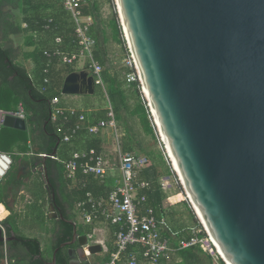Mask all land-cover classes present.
<instances>
[{"label": "water", "instance_id": "water-1", "mask_svg": "<svg viewBox=\"0 0 264 264\" xmlns=\"http://www.w3.org/2000/svg\"><path fill=\"white\" fill-rule=\"evenodd\" d=\"M114 1L150 112L197 220L224 264H264V0ZM96 91L89 70L68 74L61 86L62 96ZM27 125L6 115L2 127L26 132ZM48 212L73 226L71 240L48 264H57L60 249L67 264H90L101 246L88 245L54 203ZM8 240L0 229V244Z\"/></svg>", "mask_w": 264, "mask_h": 264}, {"label": "trees", "instance_id": "trees-1", "mask_svg": "<svg viewBox=\"0 0 264 264\" xmlns=\"http://www.w3.org/2000/svg\"><path fill=\"white\" fill-rule=\"evenodd\" d=\"M14 11H18L22 15V23L26 24L23 28L21 24H16L14 20ZM85 14H91L94 17V27L92 35L99 46L107 42L104 22L98 14L97 3L94 0H88L87 6L84 8ZM49 19L51 23H48ZM107 27L110 30L112 40L117 44H121L119 39L120 29L117 20V14L109 20ZM28 35L25 39L27 47H34V50L26 54V58H31L34 63V74L30 76L24 67L13 63V54L11 48V37ZM48 36L53 39L58 35L63 38L64 45H72L74 41L73 27L70 23L69 16L63 11L61 5L56 0H0V110L12 111L21 103L24 107L26 120L28 119V137L25 132L17 131L9 128L0 129L1 141L8 140L9 146L1 145L0 152L11 153L13 146L18 149V154L27 159L28 154H32L33 161L38 162L39 165H44L47 171V177L55 189V202L61 209V213L66 220L73 221L75 214L73 213L76 204L85 198L86 193H91L92 196L98 197L106 195L110 187L99 184L97 180L91 177H83L80 172L77 173V180L75 183L68 181L65 177V163L70 158L74 151H90L94 149L97 152L101 151L102 141L100 137L92 136L85 130L78 133L76 139L70 145L62 142V131L58 130V124L62 122L58 118L57 122L51 120V99L53 97H62L61 85L62 78L75 71L73 67H60L50 69L49 76L51 78L50 86L45 94L40 93L36 87L43 82L44 74L43 68L46 59L43 55L44 51L49 48L39 47L35 45V36ZM105 52L103 49H97L95 52V59L103 67V78L107 85V94L113 106L117 121L124 119V115L135 117L138 123L147 136H153V131L150 127L146 111L141 104L137 92L134 90L124 91L121 83V76L123 70H114L111 73L110 69L105 67ZM7 61V63H5ZM11 66V70L7 65ZM12 77L13 81L8 78ZM99 91V90H98ZM98 94V92H97ZM134 101L133 107L130 109L128 102ZM129 111V112H128ZM128 112V113H127ZM80 112L76 116L70 118L65 122L66 126L75 125L78 120ZM105 117V110L98 111L92 116L91 123H95L99 119ZM25 134L24 146L20 142L21 136ZM81 135L85 136V143L82 148L78 149L75 145L76 140ZM33 139V140H32ZM34 139L39 140V144L35 150H32L31 144ZM30 141V144H29ZM58 141L60 142L59 145ZM56 149V154L52 153ZM124 150L128 152L133 151V147L124 145ZM42 156H47L44 163H42ZM170 172L166 167L150 165L140 175L141 178L146 179L152 183L153 191L149 193L148 200L153 207L158 218L168 219L171 227L175 231L185 229V227L175 226L172 217L167 209L165 197L159 190L158 179L162 176L169 175ZM12 181L14 176L8 177ZM83 184H85L83 186ZM3 189L0 181V204L3 203L1 198V191ZM47 191V190H46ZM62 200L63 204L59 201ZM13 214L10 215L2 223V227L7 237L16 235V239L8 242L5 247L0 244L1 251L4 256H0V264L6 261L8 264H48L49 259L41 249V245L36 238H26L17 234ZM58 228V230H56ZM91 229L87 228L84 234H88ZM113 231V229H112ZM73 226L60 218L54 220L53 235L55 238L52 250L59 248L61 244L69 242L72 238ZM182 237L188 238L186 232H183ZM114 244V243H113ZM115 247H111L107 255L103 257L98 264L107 262L114 254ZM179 259L177 264H211L210 258L206 257L201 250L197 248L182 249L176 253ZM206 261V262H205ZM57 264H67L64 249H60L56 254Z\"/></svg>", "mask_w": 264, "mask_h": 264}, {"label": "built area", "instance_id": "built-area-1", "mask_svg": "<svg viewBox=\"0 0 264 264\" xmlns=\"http://www.w3.org/2000/svg\"><path fill=\"white\" fill-rule=\"evenodd\" d=\"M56 1L69 16L73 27L74 41L72 45L63 47V38L58 35L54 36L52 47L43 53L46 59L43 68L45 76L43 82L36 89L42 94L48 91L51 82L50 69L80 67L83 70H89L94 78L96 88L105 92L106 83L103 78V67L95 59L97 43L92 35L94 17L84 13L88 0ZM48 23H51L50 19ZM22 27L26 28L27 26L23 23ZM119 29L122 47L125 51L120 65L123 70V89L124 91L135 89L137 92L146 111L153 136L156 138L171 174L176 177L143 93L138 71L121 24ZM106 99L108 107L105 109L104 119L89 123L85 114L87 112L82 111L78 116V123L73 126H66L65 122L76 116L79 111L73 107L61 106L60 97H53L50 102L52 122H57L58 118L62 120L58 124V130L62 131L64 144L72 145L82 130L92 136L100 135L105 131H109L111 135L112 157H110L108 150H101L100 152L94 149L74 151L65 163V177L68 181L75 183L77 173L80 172L81 176L91 177L97 180L99 184L110 187V190L103 196L94 197L91 193H86L85 198L79 201L75 208L84 225L91 227L98 224L113 229L111 235L114 239L115 251L110 259L103 264H167L170 257L176 255L179 250L189 248L201 250L212 262L222 261L216 246L198 220V227H187L180 232L171 227L168 219H160L156 216L148 200L149 193L153 191L152 183L140 176L150 165V161L146 155L135 154L123 149L122 142L127 136V132L118 125L108 94ZM6 115L26 120L24 107L21 103L13 111L0 110V129ZM12 164L11 156L0 152V181L9 173ZM176 181H178L177 177ZM157 183L160 192L167 194L170 188L169 181L160 178ZM0 207V229L5 235L2 223L8 218L9 212L5 205L0 204ZM183 232H186L189 237H182ZM97 241L95 243L92 241L88 245H94ZM84 249L86 250V247ZM4 264L8 263L5 261Z\"/></svg>", "mask_w": 264, "mask_h": 264}, {"label": "rangeland", "instance_id": "rangeland-1", "mask_svg": "<svg viewBox=\"0 0 264 264\" xmlns=\"http://www.w3.org/2000/svg\"><path fill=\"white\" fill-rule=\"evenodd\" d=\"M97 3L98 14L101 20L104 22L105 31H106V39L107 42L98 46L97 49H103L105 52V67L110 69L111 73L114 70L121 69V60L125 53L121 45L117 44L116 42L112 41V37L110 34V30L107 27L109 20L113 17L114 13H116V5L114 0H94ZM117 14V13H116ZM14 20L16 24H21L22 15L18 11H14ZM117 20L119 22L118 16ZM120 27V23L118 24ZM25 39L26 35L22 34L20 36L11 37V47H12V54H13V63H18L22 65L27 73L30 76L34 74V66L31 62L23 60V53L30 49L26 48L25 46ZM120 41L121 37H119ZM121 83L122 76L120 78ZM107 85L105 86V92L98 91V94L94 95V98H89L87 100L77 101L75 104L74 102H70L73 107L76 109H90L93 111L92 113H97L98 111H103L108 107L106 95H107ZM93 97V96H87ZM79 100V99H78ZM73 101V100H71ZM66 103V102H65ZM129 108L131 109L134 105V101L129 100L128 102ZM28 120V119H27ZM119 126H125L128 130V137L132 140V145L134 150L138 153L144 154L148 157L151 164L156 166H166V162L164 156L162 155V151L159 149L158 143L154 136L148 137L145 136L140 128L139 123L136 121L135 118L129 117L127 114L124 115V119L117 121ZM29 127L27 125L26 136L28 135L27 132ZM28 137V136H27ZM0 138V149L2 148L1 145L9 146L8 140L4 139L1 141ZM106 143L108 146V153L110 157L113 154V144L111 138H106ZM22 142L21 145L24 146L25 142V134L21 136ZM33 140V139H32ZM39 144V140L34 139L31 144L32 150L37 148ZM12 160L13 166L11 167L9 173L3 179L2 182L7 181L11 176H15L16 169H18V179H20V183L18 186V225L22 229L20 231L24 232L25 236H34L38 238L43 244L46 250H49L52 246V237H53V228H54V219L49 217V197L45 188V183L41 179V176L38 173H30V174H22L21 169L24 166H27L33 162L32 154H28L29 157L27 159H23L22 155L18 154V163H16V155L14 153H9ZM167 167V166H166ZM42 172V170H41ZM172 176V175H171ZM169 181L172 182V190L171 192L168 191L166 198H167V208L169 214L172 215L169 220H173L175 226L177 227H185V228H192L198 227L197 218L192 211L190 204L187 202L182 187L180 186L179 182L176 181V177H167ZM10 197L7 194V200ZM171 200V201H169ZM76 213V209H74ZM80 220V219H78ZM102 237L104 238L102 241L105 243L106 239L114 243V239L112 235L108 234L107 228L105 226L102 227H93V234L91 241L95 242L96 238ZM51 250V249H50ZM204 255V254H203ZM206 255H204V260L206 259ZM209 258V257H208ZM179 259L176 255L170 257V260L167 264H177ZM206 262V261H205ZM211 264H224L222 261L212 262Z\"/></svg>", "mask_w": 264, "mask_h": 264}, {"label": "crops", "instance_id": "crops-1", "mask_svg": "<svg viewBox=\"0 0 264 264\" xmlns=\"http://www.w3.org/2000/svg\"><path fill=\"white\" fill-rule=\"evenodd\" d=\"M23 24V23H22ZM21 24V25H22ZM26 36H28V35H26ZM35 45L36 46H39V47H47V46H49V48L50 47H52V43H53V39H50L48 36H44V37H39V36H35ZM113 41V40H112ZM119 45H121V44H119ZM25 46H26V44H25ZM12 48V47H11ZM26 48H28V49H30V50H28V51H25L24 53H23V60H25V61H29V62H31L32 64H33V66H34V63H33V60L31 59V58H26V54H28V53H30V52H32L33 50H34V47H27L26 46ZM13 50V49H12ZM16 64H18V63H16ZM19 65V64H18ZM22 66V65H21ZM23 67V66H22ZM35 67V66H34ZM74 69H75V71H80V70H83V69H81L80 67H73ZM60 68H58V69H56V70H59ZM64 79H65V77H63L62 78V83H63V81H64ZM62 86V85H61ZM96 92H98V89H97V91ZM89 98H94V96L93 97H87V96H62V97H60V103H61V106H63V107H73L72 106V104L70 103V102H74V104L77 102V101H80L81 102V99L82 100H87V99H89ZM79 99V100H78ZM71 100H73V101H71ZM132 101V100H131ZM66 102V103H65ZM73 108H75V107H73ZM76 109V108H75ZM13 110H15V108L13 109ZM12 110V111H13ZM77 111H79L80 113L82 112V111H86L87 113H85L86 114V116H87V119H88V122L89 123H91V121H92V116H93V111H91L89 108L88 109H77ZM129 112V111H128ZM127 112V113H128ZM105 113H106V110H105ZM131 117V116H130ZM105 118V117H104ZM103 118V119H104ZM131 118H135V117H131ZM136 119V118H135ZM117 120V119H116ZM136 121L138 122V120L136 119ZM78 122V121H77ZM85 125V124H84ZM125 130H126V132H127V136L123 139V142H122V147H123V149H124V145H127V146H130V147H133V145H132V140H131V138H129L128 137V130H127V128L125 127V126H122ZM141 128V127H140ZM14 130V129H13ZM141 131H142V129H141ZM142 133H143V131H142ZM27 134H28V132H27ZM144 134V133H143ZM145 135V134H144ZM29 136V135H28ZM99 137H100V139H101V141H102V144H101V150H105V151H107L108 150V146H107V143H106V138H111V135H110V132L109 131H105V132H103V133H101L100 135H98ZM145 136H147V135H145ZM148 137H151V136H148ZM84 143H85V136L84 135H81L80 136V138H78L77 140H76V143H75V145L78 147V149H84V148H82L83 147V145H84ZM29 144H30V141H29ZM74 145V144H73ZM73 145H70V147H72ZM13 150V152H11V153H14L15 155H16V157H17V159H16V163H18V149H17V147L16 146H13V148H12ZM81 151H85V150H81ZM133 153H135V154H141V153H138V152H136L135 150H134V147H133V151H132ZM7 154H9V152L7 153ZM10 155V154H9ZM144 155V154H143ZM166 164V163H165ZM12 166H13V164H12ZM166 166H167V164H166ZM166 166H164L163 165V167H166ZM168 170H169V167L167 166L166 167ZM169 172H170V170H169ZM172 174H171V172H170V174L169 175H166V176H162L161 178H165V179H167L168 181H169V179L167 178V177H175V176H171ZM15 179L12 181L11 179L9 180H7V181H5V182H2L1 181V183H2V186H3V189H2V191H1V198H2V200H3V203H1V204H3V205H5L6 206V208H7V210H8V212H9V216H8V218L10 217V215L11 214H13V220H14V223H15V228H16V230H17V234L18 235H21V236H23V237H26V238H36V237H34V236H30V237H28V236H25V234H24V232H22V231H20V230H22L20 227H19V225H18V169H16V173H15ZM160 179V178H159ZM169 183H170V188H169V191L171 192V190H172V188H171V186H172V182L171 181H169ZM168 193V192H167ZM7 194H8V196L10 197V199H8L7 200ZM163 194V193H162ZM166 195L167 194H163V196L165 197V201H166V203H167V198H166ZM169 201H171V200H169ZM167 204H169V203H167ZM168 209V208H167ZM73 213L75 214V217H74V219H73V222L75 223V225H76V229H77V233H78V235L79 236H87V238H88V243L89 244H91V238H92V234H93V227H97V226H99V227H102V226H105V225H98V224H96L95 226H86V225H84L83 224V222L81 221V219L79 218V216H78V214H77V212L75 213L74 211H73ZM78 219H80V220H78ZM55 220V219H54ZM106 227V226H105ZM87 228H89V229H91V231L90 232H88V234H84L85 233V231H86V229ZM107 228V231H108V234L110 235L111 234V230L112 229H110V228H108V227H106ZM100 238L101 237H98V238H96V241H97V243L96 244H94V245H100L101 246V248H102V251L100 252V253H98V254H95V255H93V256H89L88 257V262L90 263V264H98V262L103 258V257H105V255H107V253H108V251L111 249V247H115L114 246V244L112 243L111 244V242L109 241V239H108V242H107V239H106V242L104 243L102 240L104 239L103 237H102V240H100ZM36 239H38V238H36ZM39 240V239H38ZM54 241H55V238H54V235H53V237H52V246H51V250L49 249V250H46L44 247V244L39 240V242H40V245H41V249H42V251L45 253V255L47 256V259H49V261L48 262H50L51 261V258H52V256H53V253H54V251L52 250V248H53V246H54ZM95 243V242H94ZM93 245V244H92ZM75 247V246H74ZM4 252L3 251H1V247H0V256L1 255H3L4 256V254H3ZM88 256V255H87ZM1 261V260H0ZM180 261L178 260L177 261V263H179Z\"/></svg>", "mask_w": 264, "mask_h": 264}, {"label": "flooded vegetation", "instance_id": "flooded-vegetation-1", "mask_svg": "<svg viewBox=\"0 0 264 264\" xmlns=\"http://www.w3.org/2000/svg\"><path fill=\"white\" fill-rule=\"evenodd\" d=\"M5 63H7V61H5ZM8 66V69H10L11 70V66L8 64L7 65ZM8 80L9 81H13V78L12 77H9L8 78ZM45 162V161H44ZM43 161H42V163H44ZM44 166L43 165H39L38 164V162H35V161H33L31 164H29V165H27V166H24V167H22V171H21V173L24 175V174H30V173H38L40 176H41V179L43 180V182L45 183V188H46V190H47V194H48V197H49V205H50V203H54L55 204V206H56V208L58 209V211H59V213H61V209L56 205V202H55V189L52 187V185L50 184V186H49V189H47V179H48V177H47V175H45L44 174ZM41 170H42V172H41ZM47 178V179H46ZM49 181V180H48ZM21 181H20V179H18V186H19V183H20ZM52 194H54V197H52ZM62 204H63V202H62V200H59ZM62 214V213H61ZM56 220V219H55ZM56 230H58V228L56 229ZM5 237L6 238H8L9 240L5 243V245L4 246H6V244L8 243V242H12V241H14L15 239H16V235H15V239H12V237H13V235L12 236H10V237H7L6 235H5ZM75 247H77V243L74 245ZM66 249H64V251H65Z\"/></svg>", "mask_w": 264, "mask_h": 264}, {"label": "bare ground", "instance_id": "bare-ground-1", "mask_svg": "<svg viewBox=\"0 0 264 264\" xmlns=\"http://www.w3.org/2000/svg\"><path fill=\"white\" fill-rule=\"evenodd\" d=\"M0 209H1V207H0Z\"/></svg>", "mask_w": 264, "mask_h": 264}]
</instances>
